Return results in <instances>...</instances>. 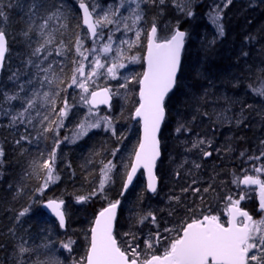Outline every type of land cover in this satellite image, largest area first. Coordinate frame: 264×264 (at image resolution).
Masks as SVG:
<instances>
[{"label": "trees", "instance_id": "trees-1", "mask_svg": "<svg viewBox=\"0 0 264 264\" xmlns=\"http://www.w3.org/2000/svg\"><path fill=\"white\" fill-rule=\"evenodd\" d=\"M132 1L134 14L136 3ZM30 2L19 0L23 7L6 8L8 20L1 24L9 45L0 81V148L4 152L0 158V264H51L57 259L61 264H72L74 259L86 257L90 229L98 213L109 202L120 199L122 204L116 238L122 249L129 243H139L138 251L144 249L143 241L147 239V234L158 230L150 218L143 224L138 222L149 212L156 216L162 237L176 235V231L164 232L165 228L178 230L185 222L202 218L205 214L217 215L222 223H226L227 197L238 199L246 191L241 184L238 186L233 181L237 177L242 180L245 174L260 175L264 180V174L253 172V166L264 164V157L249 159L260 156L264 151V144L261 143L264 141V97L254 91L264 86V0H232L226 8V0H195L194 15L180 26L188 31V42L177 87L166 102L167 118L161 133L162 159L158 165V193L151 195L145 181L140 178L124 198H121V192L126 173L132 165L141 135L140 123L133 118L139 106L140 86L129 79L128 87L123 88L124 100H115L108 112L115 135L103 127L79 140H72L86 113L85 108L75 107V102L63 119V126L52 124L54 131L46 132L44 129L51 121H58V110L63 107L65 96L71 105L75 100L74 86L69 88L68 85L73 69L82 61L76 52V40L79 37L83 42L88 38L82 24L79 0H62L66 5L62 9L65 15L49 21L51 26L45 30V36L39 34V25L43 20L33 17V24L27 15ZM171 2L166 0L165 6H170ZM12 3L16 4L17 0H12ZM217 6L222 9L221 22L225 27L222 37L218 36L213 23ZM141 8L144 10L141 20L144 27L139 42L134 45L141 56L137 72L133 74L137 79L144 72L146 33L153 21L158 27L162 25L151 3H142ZM45 15L41 11L40 16ZM29 26L32 31L29 32L30 38H26L22 33ZM46 33L52 34L53 43L33 55L34 49L47 38ZM57 49L62 52L61 55H57ZM48 52L51 55L43 60ZM29 60L32 64L28 63ZM41 60V67L52 64L53 70L64 81L59 87L67 88V92H61L57 98L56 111H51V105L38 99L36 107L30 112L32 123H27L26 116L25 123L18 122L12 126L10 116L21 110L22 104L19 100L3 103V93L13 95L19 92L20 84L25 85V91L20 92L21 97H30L34 89L40 92L41 97L44 92L58 90L55 84L40 86L39 80L45 73L37 75L35 65ZM13 73L18 79H9ZM30 79L33 83L27 84ZM242 109L243 123L237 125ZM5 112L10 115H5ZM44 115L49 120L42 122ZM179 124H184L187 130L178 133ZM132 133L138 141L128 157ZM22 136L27 138L21 139ZM201 139L210 141V145L205 143L194 148L193 143ZM57 140L61 143L56 149L54 171L59 180L49 183L41 193L38 189L46 175L41 165L48 160ZM201 149L212 152V155L205 157ZM109 161L115 167L109 174L110 180L104 184L103 192H99L103 179L101 169ZM195 164L200 167L196 168ZM193 188L201 191L195 193ZM205 188L209 191L204 192ZM93 191H97V195L77 202V197H89ZM51 199L63 200L66 204V231L43 209V204ZM242 207L259 217L255 193ZM25 208L29 211L19 216ZM126 233H134L137 239L133 241ZM69 238L75 241L71 253L61 247V242ZM166 244L167 241L162 242L157 254H162ZM21 245L29 251L21 253Z\"/></svg>", "mask_w": 264, "mask_h": 264}, {"label": "snow or ice", "instance_id": "snow-or-ice-1", "mask_svg": "<svg viewBox=\"0 0 264 264\" xmlns=\"http://www.w3.org/2000/svg\"><path fill=\"white\" fill-rule=\"evenodd\" d=\"M131 2V0H127ZM166 0H135L136 8L134 10L133 23L141 21L144 16V10L141 8L142 3L151 4H165ZM232 3V0H226L224 7ZM23 7L19 4L17 0L16 4L12 3V0H8L7 3L4 0H0V24L7 23L8 13L6 8L12 7ZM66 5L62 2H57V0H31L27 5L28 12L27 15L32 23H35V18H40L43 23L39 25L40 35L44 36V30L48 28L49 21L54 19H59L64 16V9ZM79 8L83 10L84 14V24L87 25L88 31L93 37L99 35L98 26H104L106 24H112L114 21L110 18V15L115 16L117 13L115 11L105 13L102 17H98L95 22L92 21V12L89 11V6L85 0H79ZM43 11L46 13L45 16L41 17L40 13ZM216 14L213 17V23L216 26L218 36H224L225 27L221 22L222 9L217 6L215 10ZM188 16L194 15V13L189 9L186 13ZM66 18V17H65ZM128 28V25H125ZM32 31L31 26L29 29L22 33L26 38L29 37V32ZM158 29L155 21H153L150 31L146 33L148 45H147V70L143 72L142 78L137 79L132 77L139 84V106L135 109V117H139L143 122V139L139 143V150L135 153V163L131 165V171L126 173L127 182L124 184V189L126 190L128 185L132 183L133 176L136 174L137 169L143 167L148 173V189L153 193L156 192V176L153 169L156 166V161L160 157V140L158 138V133L161 129V124L165 120V98L168 96L169 92L172 91L177 83V73L181 66V53L184 48L186 32L175 28L169 38L158 42ZM141 36V31L136 32V41L129 43L128 41H122V43H129V47L135 45L139 42ZM108 40L111 41L112 37L109 36ZM214 42V41H213ZM53 43V36L51 33L47 34V38L44 39L43 44L34 49L33 55L41 53L45 45ZM95 43V41H94ZM83 43L79 37L76 40V52L87 60V55L85 51L89 54L95 53L97 49L91 48L82 51ZM8 51L6 33L3 27H0V68L3 67L5 56ZM102 51L107 53L111 51V43L104 44ZM62 52L57 49V55H61ZM51 52L43 57V60H47ZM242 55H247V53H242ZM117 56L123 58V50H117ZM135 61L137 58H130ZM43 60L37 63L35 67L37 68V75L40 72L45 73V75L39 80L41 87L47 83L50 87L56 85L57 91L54 92H44L42 97L39 91L33 90L30 97H21L20 92L25 91V85H19V92L13 95H9L7 92L3 93V103H11L12 101L19 100L22 104L21 110H19L15 115L10 116V125L14 126L18 122L25 123V117L27 116V123H32V118L30 112L36 107L38 99H42V102L47 105H51V111H56L55 105L57 98L60 97L61 92H67V88H60L59 85L63 84L64 81L59 78L57 73L53 70L52 64L49 63L47 67H41ZM32 64V61H28ZM76 64V61H73ZM105 67V64L101 62L99 56H96L92 61L91 71L88 76L85 77V65L83 61L78 63V66L73 69V75L71 77V83L68 87L73 85L82 89L84 93H89V87L87 81L93 76L98 74V70ZM125 65L123 63L114 60L111 66L107 68V73L115 79L116 70L118 68H123ZM63 71V69H61ZM51 73V75H49ZM79 77H85L83 80ZM9 79H18L16 73H13ZM129 78H125V83L121 84V88H127L129 83ZM27 84H32L33 80H28ZM258 96L264 97V86L259 89H254ZM112 93L110 89L103 88L99 91H92L88 96H81V100L85 104L91 105L93 108L99 104L110 105ZM72 108L69 104L67 96L63 99V107L58 110V121H51L49 126L44 130L46 132H53L54 129L51 126L56 124L57 127L63 126V119L66 118ZM92 108L89 109V115H92ZM5 115H10V113L5 112ZM39 115V112H37ZM206 115V113H205ZM223 115V114H221ZM226 118V117H224ZM105 124L106 130H111L113 135H115V128L113 122L109 117L102 118ZM243 109L241 110V115L237 118V125L243 123ZM49 120L47 115L42 117V122ZM101 122L97 119L95 122H89L88 118L82 121L78 128L79 131L75 133L76 137L87 135V132L91 128H99ZM183 130H187L184 124H179L176 131L179 133ZM58 135V133H56ZM27 137H21V139H26ZM64 139H68L65 137ZM19 143V141H17ZM61 141L57 140L53 147L52 152L49 154L48 160L44 161L41 165V169L45 170L46 175L44 178V183L38 191L41 193L45 188L48 187L49 183H54L59 180V176L55 174L54 165L56 161V149L59 148ZM208 143L210 141H205L203 139L198 142L193 143V147H199ZM264 144V141L261 142ZM203 151L205 157L212 155V152ZM117 150H114L113 155H115ZM4 152L0 148V158H2ZM244 153H241L243 156ZM264 157V151L261 152L260 156L249 157V159L260 160ZM2 163V160H0ZM115 165L109 161L101 169L103 179L99 185V192H103L104 184L110 180V173ZM196 168H199V164H195ZM253 172L257 174H264V164L259 167L253 166ZM195 183V181H193ZM233 183L238 186L243 185H256L259 188V211L264 213V180L260 178V175H248L245 174L243 179L237 177ZM211 187V186H210ZM186 192L188 189H182ZM193 192L199 193L201 189L193 188ZM204 192H208L209 189H203ZM124 192H121L123 195ZM97 195V191H93L89 197L79 196L77 197V202L85 201L91 196ZM177 201L178 197L175 198ZM245 199V195H240L238 199H234L232 196H228L227 205V215L228 219L226 223H222L221 219L217 215L205 214L202 218H193L191 222H185L180 228L168 229L165 228L164 232L171 233L176 231L174 237H162L159 231V224L157 222L156 216L149 212L145 216L141 217L138 221L143 224L146 220L151 219V223L156 225L157 231L155 233H150L149 237L143 241L144 249L138 251L140 247L139 243L133 244L129 243L125 249L119 246L116 237L113 235V222L116 219V210L120 205V201L109 202L108 206L101 210L95 220V226L90 229L91 238L90 246L87 249L86 257H82L80 260H73L72 264H264V217L259 221L253 220V217L247 212L242 210L239 205L242 200ZM64 201L63 200H49L46 207L51 210V212L57 217L59 221L60 228H65L66 225V214L63 210ZM29 211L25 208L19 213V216H24ZM171 214V213H170ZM125 235H130L132 240L137 239L134 233H126ZM162 241H167V244L163 246L162 254H157V245L162 244ZM75 243L74 240L70 238L66 242H61V247L67 250L69 253L72 252V246ZM47 247V245H45ZM20 252H28L29 249L20 246ZM51 264H61L57 260H53Z\"/></svg>", "mask_w": 264, "mask_h": 264}, {"label": "rangeland", "instance_id": "rangeland-1", "mask_svg": "<svg viewBox=\"0 0 264 264\" xmlns=\"http://www.w3.org/2000/svg\"><path fill=\"white\" fill-rule=\"evenodd\" d=\"M85 2H87L92 8V11L95 15V19H97L98 17H102L105 13L110 14L113 11L117 13V15L115 16L110 15V18L114 21L112 24L98 26L99 35L95 40L92 41L87 32L86 36L88 40L82 42L83 43L82 51L91 48L97 49V51L92 54H89V52L85 51V55H87L88 57L87 60H84L82 57V61L85 65V77H87L88 73L91 71L92 61L95 59L96 56H99L101 62L105 64L104 68L98 70V74L96 76H93L90 80L87 81L89 87V93H84L82 89L73 85L75 90L74 93L76 96L74 95L75 100H73L72 108L75 102V107L86 109L85 117L88 118L89 122H95L97 119H99L101 122V126L99 128L89 129L87 132L88 135L90 132L94 130H98L105 127L102 118L106 116L110 118L108 112L111 109L110 110L92 109L93 114L89 115V109L91 107L89 106V104H85L84 101L81 100V96L82 95L88 96L92 91L102 88L103 85L104 86L108 85L106 87H108L111 90L115 100H118V102L124 100L125 98L124 89L121 88L120 85L125 83L126 77L129 79L133 77V74L137 72V68L139 67L141 61V56H139L137 48H135V46L129 47V43L134 42L133 40L136 38V32L138 30H140L142 34L144 26L141 21L136 22L135 24L133 23L134 14L132 12V4H133L132 0L131 2H127V0H85ZM171 3L172 4H170V6L168 7H166L165 4L163 5L152 4L154 9L156 10V17L162 23L161 25L162 30L160 33L161 40H165L169 38L175 28L177 27L179 28L183 23V21L190 18V16H188L186 13L189 9L193 12V7L196 4L195 0H172ZM171 15H174V17H172ZM126 24L128 25L127 29L125 28ZM50 26L51 23H49L48 28H46L45 30L47 31L50 28ZM51 31L52 33L54 32L53 27L51 28ZM109 36L112 37L111 41L108 40ZM122 41H128L129 43H122ZM108 43H111V51L105 53L102 51V47L104 44H108ZM118 49L123 50V58H119L117 56ZM132 57H136L137 59L135 61H132L130 59ZM114 60H117V62L123 63L125 65V67L118 68L116 70L115 79H113L110 76V74L107 73V68L111 66ZM77 76L81 80L85 78V77H79L78 73ZM68 102L69 104H71V101ZM78 131L79 129L76 132ZM133 135L134 134L132 133V137L129 143V150L127 153L128 157L132 155L133 150L135 149L138 141V138ZM85 136L86 135L77 138L76 135L74 134L72 140H79ZM254 193L256 194V190L246 189V191L242 193L243 195H245V199L240 202V206H242L243 203L247 202L249 197ZM258 208H259V203H258ZM258 214L260 215L258 218L255 217V221H259L261 220L262 217H264V213L258 212ZM225 215L228 217L227 211ZM148 237L149 234H147V238ZM160 246L161 244L156 246L157 250L160 248Z\"/></svg>", "mask_w": 264, "mask_h": 264}, {"label": "water", "instance_id": "water-1", "mask_svg": "<svg viewBox=\"0 0 264 264\" xmlns=\"http://www.w3.org/2000/svg\"><path fill=\"white\" fill-rule=\"evenodd\" d=\"M86 3H87V2H86ZM87 4H88V3H87ZM88 6H89V11L92 12V21L95 22L96 19H95V15H94V13H93V11H92V8L90 7L89 4H88ZM78 7H79V4H78ZM79 10H80V13H81V18H82V24H83V27L88 31V27H87V25L84 24V22H83V21H84L83 10L80 9V8H79ZM0 27H1V24H0ZM157 29H158V27H157ZM181 31H185V30H181ZM98 32H99V27H98ZM185 32H186V36H185L184 48L182 49V53H181V66H180V70H179L178 73H177V83H178V79H179L180 72H181V68H182L184 52H185V49H186V46H187L188 33H187V31H185ZM88 33H89V36H90V39H91V40H95V39L98 37V36L93 37L89 31H88ZM157 35H158V33H157ZM6 41H7V48H8V45H9V44H8L7 36H6ZM158 42H159V41H158ZM147 45H148V44H147ZM147 51H148V49L146 50V54H145V71L147 70ZM7 54H8V51H7L6 56H5L4 65H3L2 68H0V81H1L2 74H3V70H4V67H5V63H6V59H7ZM177 83H176V85L174 86V88L172 89V91H170L169 94H168V96L165 98V120H164V122L161 124V129H160V132L158 133V138H159V140H160V152H161V155H160V157L157 159V161H156V166H155V168L153 169V172H154V174H155V176H156V189H157V190H156L155 193H153L151 190L148 189V179H149V178H148L147 170L144 169L143 167H140V168L137 169L136 174L133 176L132 183L128 185L127 189L125 190L124 187H123V192H124V194L122 195L123 197H125V196L128 195V193L132 190V188L134 187V185L136 184V182H137V180L139 179L140 176H143V177H144V179H145V181H146V185H147V190L149 191V193H150L151 195L155 196V195L158 193V190H159V184H160V182H159V177H158V165H159V163H160V161H161V159H162L161 133H162V130H163V127H164V125H165L166 118H167L166 102H167L168 98L170 97V95L175 91V89H176V87H177ZM103 88H108V87H102V88H99V89L94 90V91H99V90H101V89H103ZM108 89H109V88H108ZM110 91H111V90H110ZM111 93H112V92H111ZM113 105H114V96H113V94H112V96H111V100H110V105H108V104H99V105L95 106L94 108H93L91 105H89V106H90L93 110H99V109L110 110V109H112ZM133 118H134V120H135L136 122H139V123H140V130H141L140 141H141V140L143 139V122H142V120H141L139 117H135V112H134ZM139 143H140V142H139ZM138 150H139V146H138L137 151H138ZM137 151H136V152H137ZM134 163H135V156H134V159H133L132 164H134ZM130 171H131V167H130L129 172H130ZM126 182H127V178H126L125 183H126ZM125 183H124V184H125ZM241 187L244 188V189H254V190H256L257 200H258V203H259V188H258V186H256V185H250V186H249V185H243V184H241ZM51 200H57V199H51ZM48 201H49V200H48ZM48 201H46V202L43 204V209L47 212V214H49L51 217H53L54 219H56V220L58 221L57 217L51 212L50 209H48V208L46 207ZM239 207H240L242 210L247 211V212L253 217V220L255 219V216L252 215L248 210L242 208L240 205H239ZM120 208H121V201H120V205L118 206V208H117V210H116V219H115V221L113 222V235H114L115 237H116L115 233H116L117 220H118V216H119ZM63 210L65 211V202H64V205H63ZM258 212H259V213H262V212L259 211V209H258ZM65 214H66V211H65ZM98 214H99V213H98ZM97 216H98V215H97ZM96 218H97V217H96ZM95 220H96V219H95ZM58 223H59V221H58ZM94 226H95V221H94L93 227H94ZM67 228H68V219H67V215H66V225H65V228H62V229H63L64 231H66ZM116 239H117V238H116ZM117 242H118V244H119V241H118V240H117ZM119 246H120V245H119Z\"/></svg>", "mask_w": 264, "mask_h": 264}, {"label": "bare ground", "instance_id": "bare-ground-1", "mask_svg": "<svg viewBox=\"0 0 264 264\" xmlns=\"http://www.w3.org/2000/svg\"><path fill=\"white\" fill-rule=\"evenodd\" d=\"M78 4H79V3H78ZM181 30H184V29H181ZM185 31H186V30H185ZM187 33H188V31H187ZM139 142H140V141H139ZM138 146H139V145H138ZM137 149H138V147H137ZM136 151H137V150H136ZM135 153H136V152H135ZM134 156H135V155H134ZM133 159H134V158H133ZM129 170H130V169H129ZM126 178H127V177H126ZM140 178L143 179V180L145 181V179H144L143 176H140L139 179H140ZM139 179H138V180H139ZM138 180H137V182H138ZM125 181H126V180H125ZM137 182H136V183H137ZM145 184H146V181H145ZM135 185H136V184H135ZM135 185H134V186H135ZM133 188H134V187H133ZM133 188H132V189H133ZM146 188H147V185H146ZM147 191H148V190H147ZM148 192H149V191H148ZM125 197H126V196H125ZM121 198H124V197L121 195ZM119 201H121V204H122V200L120 199ZM65 205H66V204H65ZM65 211H66V209H65ZM45 212H46V211H45ZM46 213H47V212H46ZM48 215H49V214H48ZM66 215H67V214H66ZM49 216H50V215H49ZM67 219H68V218H67ZM55 220H56V219H55ZM56 221H57V220H56ZM57 222H58V221H57ZM93 224H94V223H93ZM92 227H93V226H92ZM90 238H91V236H90Z\"/></svg>", "mask_w": 264, "mask_h": 264}, {"label": "flooded vegetation", "instance_id": "flooded-vegetation-1", "mask_svg": "<svg viewBox=\"0 0 264 264\" xmlns=\"http://www.w3.org/2000/svg\"><path fill=\"white\" fill-rule=\"evenodd\" d=\"M157 27H158V26H157ZM161 30H162V29H161V26L158 27V41H159V42H162V41H163V40L160 39V36H161V35H160ZM179 30H181L180 27H179ZM147 44H148V40H147ZM147 44H146V50H147ZM145 54H146V51H145ZM144 68H145V55H144Z\"/></svg>", "mask_w": 264, "mask_h": 264}]
</instances>
